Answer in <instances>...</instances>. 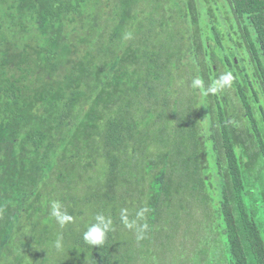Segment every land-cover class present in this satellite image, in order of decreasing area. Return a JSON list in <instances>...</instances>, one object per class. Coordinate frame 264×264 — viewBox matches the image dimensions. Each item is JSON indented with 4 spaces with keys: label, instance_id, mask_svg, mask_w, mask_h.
Segmentation results:
<instances>
[{
    "label": "trees",
    "instance_id": "1",
    "mask_svg": "<svg viewBox=\"0 0 264 264\" xmlns=\"http://www.w3.org/2000/svg\"><path fill=\"white\" fill-rule=\"evenodd\" d=\"M0 264H264V0H0Z\"/></svg>",
    "mask_w": 264,
    "mask_h": 264
},
{
    "label": "clouds",
    "instance_id": "2",
    "mask_svg": "<svg viewBox=\"0 0 264 264\" xmlns=\"http://www.w3.org/2000/svg\"><path fill=\"white\" fill-rule=\"evenodd\" d=\"M131 33H126L124 39H130ZM233 82V75L231 72H225L219 76L218 79L213 80L207 88H205L204 81L199 77H195L192 80L191 87L193 89H200L204 95L209 93H217L221 90L230 87ZM146 209H141L136 213L135 219H129L128 210H121V220L126 228L135 229L137 231V239H141L146 225H138V221L144 217ZM50 216L54 218L55 222L59 224L61 228L66 224L74 221V217L70 215L64 205L59 200H53L50 203ZM113 230V221L110 216H106L103 213H97L93 217V222L86 225V229L82 234L83 241L93 246H103L108 237V234ZM57 251L64 250L63 236L59 235L53 244Z\"/></svg>",
    "mask_w": 264,
    "mask_h": 264
}]
</instances>
